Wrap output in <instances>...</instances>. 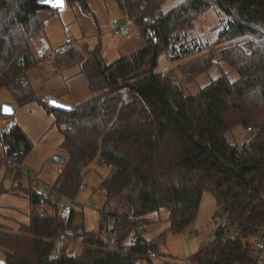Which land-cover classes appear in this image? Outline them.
<instances>
[{
    "label": "trees",
    "instance_id": "trees-1",
    "mask_svg": "<svg viewBox=\"0 0 264 264\" xmlns=\"http://www.w3.org/2000/svg\"><path fill=\"white\" fill-rule=\"evenodd\" d=\"M41 1L0 0V90L7 89L19 107L37 102L53 114L66 155L55 185L58 197L74 200L93 162L110 168L101 184L108 212L95 233L84 221L76 222L74 209L63 215L50 191L45 195L28 188L30 222L16 232L0 223L7 264H139L155 253L156 245L131 237L132 231L139 232L162 210L168 212L166 233L184 231L197 218L207 192L218 207L214 222L225 219L229 225L218 226L214 241L203 245L192 263L252 264L264 227V0H175L177 5L165 13L168 0H117L142 48L111 64L100 47L72 46L57 57L53 65L61 70L79 67L92 94L73 105L71 113L52 110L26 79L37 64L35 44L49 19L42 15L49 8ZM65 1L88 9L87 0ZM211 8L227 17L211 46L244 41L219 52L238 77L232 80L222 72L189 94L176 81V69L156 72L158 60L166 51L174 61L202 52L198 40H186L185 31ZM151 13L155 18L145 21ZM212 60V55L199 60L206 63L195 72L179 66L184 83L193 82ZM237 126L254 133L242 146L229 140ZM8 128V134L0 130V142L18 175L34 145L21 126ZM233 228L240 236L223 244L222 236ZM61 234L80 239L81 253L68 255L65 246L57 251ZM112 238L119 245L115 250L109 248Z\"/></svg>",
    "mask_w": 264,
    "mask_h": 264
},
{
    "label": "rangeland",
    "instance_id": "rangeland-1",
    "mask_svg": "<svg viewBox=\"0 0 264 264\" xmlns=\"http://www.w3.org/2000/svg\"><path fill=\"white\" fill-rule=\"evenodd\" d=\"M177 3L178 1L175 0L166 1L162 6V12L170 11ZM87 5L88 9H84L81 4H73L66 6L64 9H47L43 12L42 15L49 18L45 24V31L48 32L47 38L53 49H57L59 53L63 54L65 48L62 46L67 37H74L77 40L74 44L75 49H80L83 46L90 49L100 47L103 60L105 63L111 64L142 48L143 41L133 26L132 34L127 40L118 41L113 38L111 34L113 23L115 21L128 23L129 21L123 14L117 0H87ZM150 15L155 18L153 13ZM226 19L227 17L217 8L207 10L194 22L193 29L185 31L186 40H198L203 47L202 52H196L189 57L176 61L171 59L173 54L168 57L164 52L159 57L156 72L167 73L176 69L175 77L178 79L176 81L183 85V89L189 94L198 93L200 89L220 77L222 72L227 73L232 80H235L238 74L233 72L220 59L219 52L232 45H242L244 41L225 44L221 47L211 46L224 29V20ZM58 45L61 48H57ZM207 55L213 56L212 66L197 76L193 82L185 84L183 80L185 76L178 72V67L186 65V68L191 72L198 71L206 63L204 61L201 65L199 60ZM44 71L51 72V69L45 68ZM32 79L30 81L27 79V81L32 85L36 97L46 101L48 97L57 93L56 87L61 86L63 82L59 77L58 79L40 81L36 73ZM180 81H182V84ZM9 98L13 99L7 89L0 90V100H8ZM48 112L37 102H33L23 107L17 106V113L14 118L0 116L1 130L19 125L25 130L34 145L32 152L24 162L25 167L22 170L21 178L22 186L30 185L29 192L45 195L48 194L45 189L53 188L60 176L61 167L55 164L54 156L64 153L60 148L62 135L53 126V114ZM253 134L244 127L237 126L232 129L229 140L242 146L253 137ZM5 158L7 156L0 142V160ZM109 171V167L100 166L97 161L93 162L85 170L84 184L74 199L79 204L73 210L76 222L84 221L86 229L95 233L100 231L102 215H106L108 211L106 199L101 193V184L103 177ZM14 178L15 172H9L6 166L0 164V185L2 186L0 192V222L16 231L19 223L29 222L32 206L29 198L17 197L10 193L17 186H13ZM51 201L58 203L61 212H63V206L72 203L71 199L58 196L52 197ZM217 210L218 207L214 197L208 192L205 193L195 221L184 231L177 234L166 233L169 229V223L166 220L168 212L166 210L151 215L147 220L148 225L139 228V235L143 239L152 241L156 245V251L153 256L143 258L139 264H176L192 258L203 245L214 241L216 229L226 222L225 219L214 222ZM107 222L108 227H110L112 218L109 217ZM136 232L133 230L131 237L136 235ZM191 234H193V237ZM55 243L57 251L65 246L67 254L71 256L80 254L83 249L80 239H73L66 234H61ZM4 257V252L0 250V260H3Z\"/></svg>",
    "mask_w": 264,
    "mask_h": 264
},
{
    "label": "crops",
    "instance_id": "crops-1",
    "mask_svg": "<svg viewBox=\"0 0 264 264\" xmlns=\"http://www.w3.org/2000/svg\"><path fill=\"white\" fill-rule=\"evenodd\" d=\"M129 22L130 21H128V23ZM47 36H48V32L45 31V35L35 44L34 53H35V58L37 60V64L27 72L26 79H28L29 81H30V79L33 80L32 78H33V75L35 73H36V75H38V78L40 81H46L49 79L52 80L53 78L58 79V77L61 78L63 82H62L61 86L59 85V87H56L57 93L56 94L54 93L53 97L63 101L66 104H70L72 106L73 105H79V104L83 103L84 101L90 99L92 96L91 91L89 90L86 78L80 73V69L78 66L61 70V69L57 68L55 65H53L54 60L56 59V57L60 56L61 53H59V50L53 49L52 45L49 44V39L47 38ZM67 38H69V37H67ZM127 39H125V40H127ZM122 41H124V40H122ZM76 42H77V40L70 47H72V46L74 47V44ZM45 44H47V45L44 46ZM64 45H65V43L62 46L63 48H64ZM47 46L51 47V52L49 50H47ZM59 47H60V45L57 46V48H59ZM64 51H66V50L64 49ZM50 53H53V56H51L52 58H49L47 56ZM45 68L51 69V72L46 71L47 72L46 73L44 71ZM1 103L12 104L15 107L16 113H17V106H16L13 99L9 98L8 100H0V104ZM9 172H11V171H9ZM22 174H23L22 172H21V174H18V175L15 174L13 186H15V185H17V186L14 187L10 193L12 195L17 196V197L29 198L26 195V192H27V189L30 188V185H26V187L22 186V184H21V183H23V182H21ZM1 188H2V186L0 187V192H1ZM23 188H24V190H22ZM56 196L57 195H55L54 198ZM30 203H31V201H30ZM38 209H42V208L40 207ZM29 222H30V217H29ZM28 223H19L16 231H18L21 224H28ZM3 226L6 227L7 229L11 230V231H14L13 229H10L9 227H7L5 225H3ZM16 231H14V232H16Z\"/></svg>",
    "mask_w": 264,
    "mask_h": 264
},
{
    "label": "built area",
    "instance_id": "built-area-1",
    "mask_svg": "<svg viewBox=\"0 0 264 264\" xmlns=\"http://www.w3.org/2000/svg\"><path fill=\"white\" fill-rule=\"evenodd\" d=\"M152 16H149L145 19V21H149V19ZM132 26L133 23L129 22V23H121L119 21H115L113 23L112 26V31L111 34L113 36V38L115 40L118 41H122L125 40L127 38H129L132 34ZM76 41V39L74 37H69L67 38L64 48L66 50L70 49V46ZM47 50H49L51 52V47L47 46ZM167 56H171L172 54L169 51H166ZM49 58H52L51 56H53V53H50L49 55H47ZM176 80H178L175 77ZM180 83L182 84V81H180ZM248 131L252 132L253 130L251 128L248 129ZM2 132H4L5 134H8L10 132V128H6L5 130H3ZM54 162L57 166L62 167L65 162H66V155L65 153L63 154H58L56 156H54ZM0 164L6 166L8 168L9 171L13 170V166H14V160L12 158H5L0 160ZM45 189V188H44ZM46 191H50L53 196L57 195V189L55 188V186L53 188L50 189H45ZM79 206V204L75 201L72 200V203L70 205H65L63 206V215L68 214L70 211H72L75 207ZM108 212V211H107ZM224 224L229 225V222H225ZM240 231L238 229H228L226 230L225 234L222 236V243L223 244H228L230 241L235 240L236 238H238L240 236ZM260 239L257 241L256 246L254 248V250L251 253V261L252 264H264V227L260 230ZM136 236L137 239H143L140 235L139 232H136ZM191 236L193 237V234H191ZM211 243V242H210ZM209 244V243H208ZM118 243L116 242L115 238H112L109 244V248L110 250H115L118 248ZM154 254H150V256H153ZM176 264H193L191 259H188L185 262L182 263H176Z\"/></svg>",
    "mask_w": 264,
    "mask_h": 264
},
{
    "label": "water",
    "instance_id": "water-1",
    "mask_svg": "<svg viewBox=\"0 0 264 264\" xmlns=\"http://www.w3.org/2000/svg\"><path fill=\"white\" fill-rule=\"evenodd\" d=\"M41 5L49 9H64L67 4L65 0H42ZM62 5V6H61ZM47 105L54 111L71 113L73 112V106L66 104L63 101L50 96L47 98ZM7 109V111H5ZM16 114V109L12 104L2 103L0 104V116L3 118H13ZM0 264H7L6 260H0Z\"/></svg>",
    "mask_w": 264,
    "mask_h": 264
},
{
    "label": "snow or ice",
    "instance_id": "snow-or-ice-1",
    "mask_svg": "<svg viewBox=\"0 0 264 264\" xmlns=\"http://www.w3.org/2000/svg\"><path fill=\"white\" fill-rule=\"evenodd\" d=\"M62 6V5H61ZM5 111H7V109H5Z\"/></svg>",
    "mask_w": 264,
    "mask_h": 264
}]
</instances>
